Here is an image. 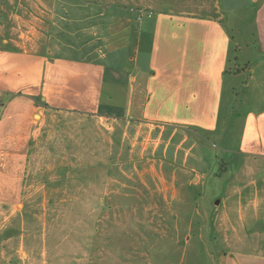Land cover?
Here are the masks:
<instances>
[{"label":"crops","instance_id":"0c3cea01","mask_svg":"<svg viewBox=\"0 0 264 264\" xmlns=\"http://www.w3.org/2000/svg\"><path fill=\"white\" fill-rule=\"evenodd\" d=\"M24 1L0 0V20L8 5L26 3L62 22L61 39L42 51L0 47V197L23 196L36 142L54 115L222 132L224 150L264 176V0ZM131 9L153 15L138 20ZM262 195L250 194L255 214ZM244 197L238 191L240 206ZM223 228L233 231L234 245L244 241L227 217ZM222 246L219 264H264Z\"/></svg>","mask_w":264,"mask_h":264},{"label":"rangeland","instance_id":"374dc122","mask_svg":"<svg viewBox=\"0 0 264 264\" xmlns=\"http://www.w3.org/2000/svg\"><path fill=\"white\" fill-rule=\"evenodd\" d=\"M37 9L6 7L0 47L42 51L60 41L62 22ZM47 124L23 196L0 197V264H219L224 242L264 257V204L255 214L250 196L264 191V176L224 150L222 132L78 114L54 115ZM238 191L246 196L242 206ZM224 217L241 244L220 229Z\"/></svg>","mask_w":264,"mask_h":264},{"label":"built area","instance_id":"2783aa9c","mask_svg":"<svg viewBox=\"0 0 264 264\" xmlns=\"http://www.w3.org/2000/svg\"><path fill=\"white\" fill-rule=\"evenodd\" d=\"M131 12H134L137 15V19L141 20L144 17L150 18L153 15V12H148V11H141V10H134L131 9Z\"/></svg>","mask_w":264,"mask_h":264}]
</instances>
